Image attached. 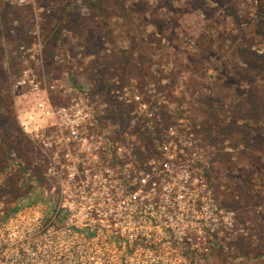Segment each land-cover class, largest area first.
Wrapping results in <instances>:
<instances>
[{
  "label": "rangeland",
  "instance_id": "1",
  "mask_svg": "<svg viewBox=\"0 0 264 264\" xmlns=\"http://www.w3.org/2000/svg\"><path fill=\"white\" fill-rule=\"evenodd\" d=\"M91 2L34 0V12L30 4L0 0V196L6 206L27 195L19 166L32 171L36 160L20 125L32 98L17 96L12 80L21 67L17 47H31L38 34L42 66L35 71L45 83H57L54 105L86 87L104 129L123 127L138 106L113 100L110 92L126 89V97L142 94L158 110L161 137L169 129L182 136L186 126L198 137L205 131L209 146L197 137L204 153L193 157L194 176L205 181L219 209L233 214L229 234L218 230L208 255L87 254L84 264H264V0H99L95 10ZM205 149L213 153L211 165ZM167 217L161 225L170 229L197 220L190 213Z\"/></svg>",
  "mask_w": 264,
  "mask_h": 264
},
{
  "label": "built area",
  "instance_id": "2",
  "mask_svg": "<svg viewBox=\"0 0 264 264\" xmlns=\"http://www.w3.org/2000/svg\"><path fill=\"white\" fill-rule=\"evenodd\" d=\"M35 36L31 47L18 50L12 90L32 98L20 125L36 160L32 171L19 166L27 195L12 208L0 196V264H84L87 254H210L218 230L232 229L233 214L219 209L205 181L194 176L193 157L203 151L191 127L161 137L158 110L142 94L126 97V89L111 92L138 106L123 127L104 129L86 87L54 105L57 83H45L35 71L43 50ZM178 212L197 220L184 224L190 228L161 225V216L171 220L167 215Z\"/></svg>",
  "mask_w": 264,
  "mask_h": 264
},
{
  "label": "trees",
  "instance_id": "3",
  "mask_svg": "<svg viewBox=\"0 0 264 264\" xmlns=\"http://www.w3.org/2000/svg\"><path fill=\"white\" fill-rule=\"evenodd\" d=\"M91 1H95V4L94 3H89V7H90V9L91 10H95V9H100V8H98L97 7V5H99V0H91ZM103 11V10H102ZM33 35V39L35 38V34H32ZM33 44V43H32ZM21 46H18L17 47V49H16V51H17V54H18V50H19V48H20ZM18 62L20 63V60H18ZM111 92H114V91H111ZM111 92H110V96L112 97V99L113 100H115L114 99V97H113V95L111 94ZM252 111H254V109L252 110ZM254 112H256V111H254ZM159 116H161L160 114H159ZM129 119V113L127 114V117H126V120L124 121V126L127 124V120ZM204 126V125H203ZM192 128H194V127H192ZM195 132H197V130L195 131ZM200 132V135H199V137L201 138V141H202V143H203V146L205 147V148H207L208 146H209V143H207V134L205 133V131H204V134H203V131H202V129H201V131H199ZM205 155H207V158L209 159L208 160V165H211V163L210 162H212L214 159H213V157H212V152H207V150L205 149ZM204 153V152H203ZM211 167V166H210ZM21 171V170H20Z\"/></svg>",
  "mask_w": 264,
  "mask_h": 264
},
{
  "label": "crops",
  "instance_id": "4",
  "mask_svg": "<svg viewBox=\"0 0 264 264\" xmlns=\"http://www.w3.org/2000/svg\"><path fill=\"white\" fill-rule=\"evenodd\" d=\"M14 1H16V3H21V4H26V5H31L33 8H34V12H37L38 11V8H36V6H35V3H34V0H14ZM37 21H38V19L36 18V25H37ZM36 30H37V28H36ZM38 35V34H37ZM39 36V35H38ZM40 38V37H39ZM37 40V37H35V40H34V42ZM40 40H41V38H40ZM42 41V40H41ZM33 42V43H34ZM33 45V44H32Z\"/></svg>",
  "mask_w": 264,
  "mask_h": 264
}]
</instances>
